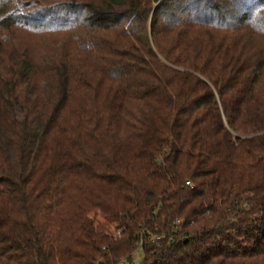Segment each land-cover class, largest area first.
<instances>
[{
    "label": "trees",
    "instance_id": "trees-1",
    "mask_svg": "<svg viewBox=\"0 0 264 264\" xmlns=\"http://www.w3.org/2000/svg\"><path fill=\"white\" fill-rule=\"evenodd\" d=\"M139 250L264 264V0H0V264Z\"/></svg>",
    "mask_w": 264,
    "mask_h": 264
},
{
    "label": "rangeland",
    "instance_id": "rangeland-1",
    "mask_svg": "<svg viewBox=\"0 0 264 264\" xmlns=\"http://www.w3.org/2000/svg\"><path fill=\"white\" fill-rule=\"evenodd\" d=\"M38 38L34 37L31 33H26L23 31H20L16 34V39L15 42H17L16 40H20V41H30L32 45L35 46V42L37 41ZM46 49H45V45L42 48V51L40 50V53H45ZM96 220L98 221H103V219H101L99 216H96ZM142 258H143V254L142 251H137L136 255H135V264H140L142 262Z\"/></svg>",
    "mask_w": 264,
    "mask_h": 264
},
{
    "label": "built area",
    "instance_id": "built-area-1",
    "mask_svg": "<svg viewBox=\"0 0 264 264\" xmlns=\"http://www.w3.org/2000/svg\"><path fill=\"white\" fill-rule=\"evenodd\" d=\"M188 184H190V183H188ZM119 235V234H118Z\"/></svg>",
    "mask_w": 264,
    "mask_h": 264
}]
</instances>
